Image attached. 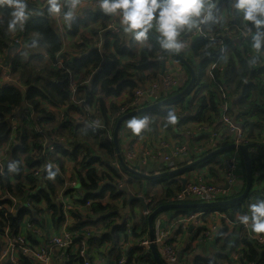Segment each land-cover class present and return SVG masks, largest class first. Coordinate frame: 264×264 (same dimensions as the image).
<instances>
[{
  "label": "trees",
  "instance_id": "1",
  "mask_svg": "<svg viewBox=\"0 0 264 264\" xmlns=\"http://www.w3.org/2000/svg\"><path fill=\"white\" fill-rule=\"evenodd\" d=\"M217 7L219 11H226L227 14L233 18L234 23L240 24V22L236 19L238 18V16L234 17L232 15L231 9L228 6V0H219L217 3ZM92 15L94 16V19L96 17H99L103 28L106 27L109 17L105 16L103 13H101V11H98L96 14ZM7 16L8 10L6 8H0V20L4 21L3 23H0V55H2L4 59H6L7 54H9L7 63L12 67L13 73L18 75L20 74L21 77H19L18 79L23 86H26V88L22 89L21 87L13 86V84L2 85L0 83V143H5L10 132L12 131L9 118L11 116L14 117L15 115H17L20 108L22 109L23 105L31 107L32 110L36 112L35 114L39 115L37 122L41 120V123L45 122L49 125L52 124V122H54L56 118L55 115H52L49 111H47L49 107L53 109L62 108L67 111L73 112L74 109H77L76 113L79 116V120H81V116L84 117V125L82 126V130L79 133L72 131L70 124L65 125L66 129H70L68 130V133L63 137L66 141L65 143L61 142V140L56 141V138L53 137L57 136V131L60 130V128L56 125H50V128H39L34 136H37L38 141H41V137H44V133H47L48 137H50L53 141L52 146L55 147V152H58L61 155H69V158H66L65 161L72 162L73 166H82L81 168L83 175H78L80 187L83 193L86 194V199H89L93 202L90 209L95 216L100 217L101 220L108 219L112 216L116 217L113 214L118 210L110 206H102L99 203L98 199L102 198L103 191L101 190L102 192H98V190L101 186L105 185L104 187L108 191H110L113 198L118 196H123L124 198L126 197V194L122 192V190H118L117 188V183L121 180V176L119 174L120 172L118 171L122 169L118 167V170H116V167L114 166V164H112V161L117 162L115 148L112 143V135L116 121L127 112L124 114H120L118 118L114 117L113 121H110V118L119 111V107L116 104L111 103L108 106V113V109L103 99L110 96L116 97L124 91H126L127 95L131 97L132 91L134 89H137L141 82L146 79L149 80L152 78H156L159 75V73L155 75L152 74V70L154 69V71L156 72L157 67L160 65L159 59H164L165 57H173L170 53H166L163 50L159 49L158 44L153 38H150L149 40L152 43L151 47L145 46L140 48L138 54L136 55L132 53L135 44V42L133 41H130L126 45L123 42H119L118 37L114 38L112 42L105 40L100 49L93 48V50H90L89 53L85 56L83 63L85 64V66H90L92 70L97 69L100 64H103V66L97 73L98 75L96 76V78L94 80H91L90 85L88 81V85L86 87H79V93L77 97L80 96L78 101H82V103L75 105L70 101L67 73L62 69H55L50 65L41 63L43 61V52L48 53L49 56L52 57L54 54L61 51V37L54 26L52 16L47 12L43 15L31 16L27 20L24 30L14 34L15 36H20L22 34L21 36L23 45H25V53L16 52V49H13L15 51L11 50L9 52V49L11 48V39L14 35L6 33L5 31ZM36 32L42 34L43 38L40 44L35 48L26 47L27 43L32 39L34 33ZM237 45L238 43L235 42V47H232L231 44L227 47V57H229V59L228 61L225 60L227 69L225 68L223 78L225 79V82L229 88V81H233V83L235 84L232 93L239 95L237 105H244L245 101H248L249 103L250 109L248 107L245 112L242 111L237 114L238 116L236 120L232 116L231 108L229 111V115L234 119L236 123L242 124L246 130L248 142L244 145L249 146L248 150L252 167L253 189V187L256 186L260 180L259 176L257 175L259 170H264V164H260L262 160L264 161V148L262 147L264 145L263 140H261L264 137V127H262L264 126V99H257L259 93L263 91L262 89H264V62H259V58L257 55L258 53L252 48V52H250L249 54H247L248 52H246L245 55L239 54L240 51L236 48ZM247 45H250L249 41L247 42ZM110 46H112L114 54L109 51ZM115 55H119L131 60L132 62L127 64V66H129L128 68H139L140 70L150 69V74L146 77L144 76L143 78L136 77L134 79H131L126 72L116 70L115 73L110 77V71L113 70L116 64ZM180 55L189 63V65L192 66L191 62L187 59L186 56H184L182 53H180ZM192 55L200 61V66H202L200 74H203L205 66L209 62L214 61L218 56V50H216L214 47H211L206 41H196L192 43ZM252 57H257L255 64L248 63V61ZM34 62H37L39 65H34ZM176 62L180 66H182L180 62ZM41 66H43L42 69L37 72L36 69L41 68ZM64 67L67 68L66 62L64 64ZM72 70L76 71L75 68H72ZM27 71H29L30 76L25 77ZM198 71L199 69L197 70V72ZM197 72L195 71V83L186 95H184L179 100L168 104V106H164V110H162L161 108L154 109L145 113L143 116L149 115L150 117H153V120L161 118L162 120L159 123V126L161 129L163 128L165 130L169 129L170 127L166 126L165 113L168 108L174 109L177 115H182L186 112V118H191L193 119L191 121L197 123L206 125L215 123L220 117V113L218 112V110H216L215 105L216 91L214 90L213 84H210L205 86V94H198L203 89V85L201 88L197 89L198 83L200 81ZM87 74H90V72H88ZM216 79L218 80L219 76H217ZM188 82L189 74L187 80L183 82L180 88L173 91L169 97L182 91L188 84ZM204 82L205 79H203V82L201 84H203ZM84 88H87V92L83 91ZM226 91H229L228 88ZM229 92L231 94V91ZM96 95L98 98H96ZM187 95L188 97L190 96L191 101L188 104H184ZM128 102L129 101H127L125 104H127ZM91 108L94 109V113L93 115H90V119L87 115V111L88 109L91 110ZM191 108L194 110H192ZM29 114L30 113L27 111L22 112V115L27 116V119L29 117ZM97 115L101 117L102 127H94L90 123L92 119L97 120ZM64 116V124L73 121V117H71L72 115H69V118L66 114H64ZM251 117H254L257 120L258 129L256 130H254L251 123H249V119ZM26 121L27 120H23V118L17 121L15 143L7 148L5 156L7 161L11 159L19 160L22 164L21 170L16 174H9L7 173V168H5L2 171V173L4 174L0 175V191L10 195L16 201L21 203H24L28 198L31 197L35 201L37 206L31 208V210L26 209L24 206L20 207L14 214H9L4 210H0V238L3 236L4 230L6 228H8L10 236H14L17 233L18 227L24 220V218H26L29 222L37 223L38 221L34 217L38 213L43 212L41 207H44L50 212L49 221L52 227H58L63 220L61 206L57 201V195L64 185V165L62 166V168H59L56 164L51 163L48 160H42L41 162H39L32 161L26 157L27 147L29 146L27 131H31L25 128ZM177 122L181 121L178 119ZM154 127L155 126L152 125V128L157 132V128ZM174 127H176V125ZM161 129H158V134L161 133ZM171 129L173 128L171 127ZM61 130L63 129L61 128ZM149 130L150 128H147L139 135L133 134L131 132V136L139 138L144 135V133L149 132ZM154 130L152 131L154 132ZM107 132L109 133V137L107 136ZM181 140H185V138H180V141ZM38 141V148L36 149V151L40 148V143ZM91 142L93 143L91 144L92 147L96 146L97 148L96 151L93 150L94 153H91L92 147H89V149L87 147L88 143ZM229 144H231L230 140H228L223 146ZM52 151V147L51 150H47V152H49L48 154L53 153ZM80 151H83V153H81ZM76 153L79 159L75 160L74 162L72 160H69L71 157L70 154H73L75 156ZM203 156H197L191 158V160L193 162L194 160ZM214 158L215 157L210 158L199 166L212 162ZM239 159L242 163L240 155ZM49 163L53 164V170L58 169L57 175L53 179H49L47 177V169L45 166ZM95 165H98L100 169H96ZM172 168L175 169L172 166L169 168H165V170H163L162 172L171 170ZM36 170L42 171L37 176L32 177L33 172ZM121 172L126 173L123 170ZM188 172L189 171L185 173ZM212 173L215 174L214 172ZM183 174L171 178H162L155 181H150L153 185L162 184L163 190V193L159 195L158 198L148 197L150 199V204L148 205L150 212L155 210L157 207L166 204L196 203L193 200H186L183 202L174 200V196L176 195V193L181 190V187H179L180 183L174 182V180H177ZM131 178L132 180H129L127 182V185H131L132 181L134 180L142 181V179L135 176H132ZM56 180H60V188L55 193L52 184ZM171 181H173L174 183H170ZM11 182H13L14 184L10 185ZM101 182L102 185L98 187L99 183ZM36 183L38 184V186L31 195L29 191H33V187L34 185L36 186ZM97 188L98 190H96ZM242 191L240 193H242ZM249 195L246 200L233 204L231 206L224 207L222 209H208L204 211L219 210L221 211V213H224L230 220H233L234 216L237 213L239 215L246 210V206L249 203ZM5 205L11 206L12 203L6 202ZM133 205L138 206L139 204L137 201L132 200L129 204L125 202L123 204V208H128V206L130 207ZM169 211L195 212L200 210L178 209ZM105 214H107L108 216L103 217V215ZM77 218L78 217L76 214H72L73 220ZM240 228H242V225L237 224L233 231L228 235H224L226 230H221L219 236L216 237L214 244H211L208 247L211 248L210 251H212L210 257L196 256L194 258L193 264H220V262L226 258V252L228 250L237 248H240L238 253L240 255V261L243 264H264V250L256 245L252 240L248 239L247 235L245 236L246 233L242 234ZM122 229H124V225L122 222L114 225H109L107 232L105 234H102L100 239L96 241L99 247L105 243L111 242L114 243L115 246H118L119 241H117V237L120 233L123 232ZM146 229L147 220L143 218L140 226L136 228V230L139 231L138 236L133 235V237L143 236L140 231H142L143 233ZM27 240L32 246L38 245L37 238L33 235H28ZM91 242H93V240H91ZM121 254L122 253H119L118 255L113 256L112 259L118 260ZM66 255H68V252H66ZM126 257L129 264H156L152 260L149 250H145L141 247L131 249L126 254ZM66 259L70 260L71 264H73L71 257ZM18 261L19 264H32V261L30 259L21 255L18 257ZM78 264H82V262L79 261Z\"/></svg>",
  "mask_w": 264,
  "mask_h": 264
},
{
  "label": "built area",
  "instance_id": "2",
  "mask_svg": "<svg viewBox=\"0 0 264 264\" xmlns=\"http://www.w3.org/2000/svg\"><path fill=\"white\" fill-rule=\"evenodd\" d=\"M218 1L219 0H217V3ZM87 2L91 4L93 0H87ZM30 4L41 8L46 4V0H30ZM88 8L94 12L100 11L97 7L90 6ZM220 12L225 13L223 22L204 26L202 31L199 32L193 31L190 35L185 37L186 48L181 52L187 59L190 57L195 60L196 58L192 55V43L196 41H206L211 47L218 50V56L215 60L209 62L205 66L203 70V79H205V81L208 80L209 84H213L214 86V90L216 91V110L220 113L219 119L215 123L209 125L197 123L194 126V131L188 130V132L185 129L182 130L184 127L178 128L175 134L177 136L185 134L186 139L173 144H170L164 138V135L160 133V139L153 144V148H151L150 144H146L144 139L131 136V130L123 124L118 135L121 134V138L128 141L129 145L122 150V157L129 167L142 173L150 167H155L157 174L165 170V168L172 167L178 160H180V164H177L179 167L188 164L192 162L191 158L206 155L225 145L228 140H230L231 144L235 145H244L248 142L244 126L236 123L229 115L232 97L230 92L226 91L225 79L223 78L226 68L225 59L228 55V45L231 44L232 47H235V42L240 41L244 43L248 40V37L241 24L234 23L233 18L230 17L226 11L222 10ZM52 19L61 37L66 33L67 28L65 29V26L59 19L53 16ZM106 28L111 33V37H108V41L112 42L114 38L119 36L120 30L115 24L111 23V21ZM21 35L12 36L11 44L12 42L20 44L22 41ZM93 48L100 49V42H94ZM222 49L223 51H221ZM109 51L114 54L112 46L109 47ZM257 55L259 62L263 63L264 52L258 53ZM42 56L43 62L46 65H50L55 69H62L67 73L69 86L70 83L77 85L75 88L69 89L70 101L74 103V98L77 97L79 93V87H82L84 83L80 82L79 77L76 79L69 69L64 67L65 62L70 60V56L61 51L54 54L52 57H50L48 53H43ZM116 57L117 55H115V58ZM173 61L175 60L171 57L159 59V62H163V65L164 63L166 64L163 71L156 78L146 79L141 82L138 88L132 91L131 97L124 91L116 97L110 96L104 98L103 100L107 109L111 103L117 105V102H119L118 104L122 105L119 111L110 118V121H113L114 117L118 118L120 114L129 112L128 110L130 109V111L137 110L143 106L167 99L173 91L180 88L183 84V81H181L182 76L176 74L177 72L173 68V65L169 63ZM167 63L169 64L167 65ZM0 69V83L2 85L13 84V86L23 87L19 79L14 78L12 67L8 63L5 65V59L2 55H0ZM124 69L132 78L136 76L143 78V74L147 71H149V73L145 75V77L150 74V69L137 70L128 67ZM114 73L115 71L113 74ZM217 76H219L218 80L216 79ZM204 91L203 88L200 94ZM96 98H98L97 95ZM118 98L119 100H116ZM127 101L129 102L125 104ZM80 103H82V101H78L76 105ZM22 112L25 111L19 110L17 115L9 118L12 131L5 143H0V172L6 168L8 162L5 158L7 148L15 143L17 121L21 118L27 120V116H23ZM90 112V115H93L94 109L91 108ZM183 115L186 116V112ZM95 120L96 119H92L91 124L94 127H102V124L100 126L98 124H93ZM45 124V122L41 123V127H46ZM107 136L109 137L108 132ZM60 140L63 143L66 142L64 138ZM214 159L216 160V164L208 163L197 169L194 168L187 173L183 189L181 188L174 196L175 201L183 202L186 200H193L197 203H211L230 200L240 194L244 187V183L243 185L240 184L238 174V164L240 163L238 151L234 150L229 153H223L216 156ZM95 168L98 170L100 169L98 165H95ZM41 171L42 170L34 171L32 177L37 176ZM79 174L83 175L81 167L73 166L72 162L65 161L63 171L64 185L57 195V201L61 206L63 215V220L58 227L54 228L50 225V212L44 207H41L43 212L38 213L34 217L38 221L37 223L29 222L24 218L14 236H10L8 228L4 230V234L0 238V264H19L18 257L20 255L30 259L32 264H71V261L66 259L69 257L72 258L73 264H78L79 261H81L82 264H95V260H99L102 256L101 250L106 246L114 244L112 242L105 243L102 245L104 246L102 248L101 246L99 247L96 242L100 239L102 234L107 232L109 225L117 224L119 220L113 216L101 220L100 217L92 213L90 208L93 202L86 199V194L81 190L80 181L78 179ZM120 176L121 180L117 183L118 190H121L124 185H127L123 175L120 174ZM13 184V182L10 183V185ZM100 185H102V182L99 183L98 187ZM104 186L105 185L101 186L99 190L98 188L96 189L98 192L101 190L103 191L102 198L98 199L102 206H110L120 211L124 209L123 204L125 202L129 204V197L127 195L125 198L123 196L113 198L110 191ZM127 186L129 187V185ZM262 191H264V189ZM33 192L34 190L29 191L31 195ZM131 196L142 198L145 209L136 206L131 208L129 214L126 216L122 217L121 215V222L124 225L122 233H125V237L123 238H127V241H123L122 243L127 245V252L137 247L149 250L150 241L148 235L139 237H133V235L138 236L139 231H137L136 228L140 226L142 219H147L151 213L148 208L150 199L143 194L137 193H131ZM261 196L264 197L263 192H261ZM6 202H11L12 205L7 206L5 205ZM23 206L31 210V208L37 205L31 197L24 203H21L10 195L0 191V210H4L9 214H14L18 208ZM72 214H76L78 218L73 220ZM107 216V214L103 215V217ZM236 218L237 217H234L233 220H230L219 210L162 212L154 219L153 243L164 264H193L195 252L200 248H206L207 251H210L211 248L208 247L214 244L221 230H226L224 235H228L233 231L235 226L239 224ZM190 227L192 229L189 232L188 230ZM242 228L245 230L247 238L264 250V238L252 234L251 231L243 225ZM28 235H33L37 238V246H32L28 242ZM91 240H93V242H91ZM184 240L185 247L182 248ZM239 250L240 248L228 250L226 252V258L221 261L220 264H243L240 261ZM66 252H68V255H66ZM120 253L122 254L118 260H113L110 255H107L104 264H129L123 251H120Z\"/></svg>",
  "mask_w": 264,
  "mask_h": 264
},
{
  "label": "clouds",
  "instance_id": "3",
  "mask_svg": "<svg viewBox=\"0 0 264 264\" xmlns=\"http://www.w3.org/2000/svg\"><path fill=\"white\" fill-rule=\"evenodd\" d=\"M90 6L99 8L101 13L112 18L131 41L147 44L150 38H154L159 49L173 55L185 50L186 36L193 31H202L209 24L222 23L225 15L218 10L217 0H93L91 4L87 0H46L45 4L47 13L69 29L80 12ZM228 6L232 15L239 17L250 47L257 53L264 52V0H228ZM0 8L8 10L5 31L10 34L23 31L34 11L30 0H0ZM42 38L41 33H34L26 47H37ZM256 60L257 57H252L248 63L255 64ZM143 115L128 120L126 127L133 134L139 135L149 127L150 118ZM165 116L166 126L177 123L174 109L168 108ZM21 167L19 160L11 159L6 165L7 173L16 174ZM45 167L47 177L53 179L58 169L53 170L51 163ZM236 219L252 234L264 238V197L258 196L250 201Z\"/></svg>",
  "mask_w": 264,
  "mask_h": 264
},
{
  "label": "crops",
  "instance_id": "4",
  "mask_svg": "<svg viewBox=\"0 0 264 264\" xmlns=\"http://www.w3.org/2000/svg\"><path fill=\"white\" fill-rule=\"evenodd\" d=\"M96 13L97 12L92 11L88 7L84 8L80 12V14L76 17V19L73 21L71 28L69 29V28L65 27V29L67 28V31H66V33H64V35L61 36L62 37L61 38V52H64V53H66V54H68L70 56V60L68 62H66L67 68L69 69L71 74L76 79H77V77H79L80 78V82L85 83V84H83L84 87H86L88 85V81H89V85H90L91 80H94L96 78V76L98 75L97 73L101 70V68L103 66V64H100L99 67H97V69L92 70L90 68V66H85V64L83 63V61L85 59V56L89 53L90 50H93V43L94 42L99 41L101 46H102L103 42L105 40H108V37H111V33L108 31V29H106L108 24L106 25L105 28H103L100 18L96 17L94 19V16L92 14H96ZM236 19H237V21L240 22L239 17L236 18ZM109 20L111 21V23L115 24V26H117L118 29H119V26L115 23V21L112 18L109 17ZM109 20H108V23L110 22ZM118 41L119 42H123V43H125L127 45L131 41V39H130V37H128L125 33H123L120 30V34L118 36ZM248 41H249V39L246 40L244 43H242L240 41H237L238 45H237L236 48L240 51L239 54H241V55L244 54L245 55L246 52H248L247 54L252 52V49H251L250 45H247ZM151 44L152 43L150 41L147 44L135 43L132 53L134 55H136V54H138L140 48L145 47V46L146 47H151ZM18 51H20V49H16V52H18ZM43 53H45V52H43ZM189 58L190 57H188V60L192 64V66L191 65L190 66L196 72L199 69L197 74H198V76L200 78V81L198 83L197 89L201 88L202 85H203V88L205 90V88H206L205 86L206 85H210V84H209L208 80H206L203 84H201L203 82V78H201V77H204L203 74H200V70L202 69V66H200L201 63H200V61L197 58L195 60H193L192 58H190V59ZM228 59H229V57H227L225 60L228 61ZM131 62H132L131 60L126 59L125 57L117 55L115 67L113 68V70L110 71V77L113 75V72L116 71V68L119 71L126 72V70L124 68L125 67H129V66H127V64H129ZM174 62L175 61L169 62V63L173 65V68L177 72L176 74L182 76V80L181 81L185 82L187 80V77H188V74H189L188 71L185 69V67L183 65L180 66L177 62H175V63ZM169 63H167V65ZM164 66H166L165 63H164V65L162 63H160V65L157 67V71L156 72L154 71V69L152 70V74H154V75L157 74V73L160 74L163 71ZM72 68H75L76 71H73ZM226 69H227V67H226ZM137 70H140V69L137 68ZM88 72H90V74H87ZM148 73H149V71L145 72L143 75L145 76ZM128 75L130 76V74H128ZM136 77L139 78V76H136ZM130 78L134 79L131 76H130ZM231 80H232V78H231ZM227 81H228V79H227ZM229 82H230V84H229L230 88L228 87L226 82H225V86H226V89L228 88V90L231 91V97L232 98H231V101H230V108H231L232 116L236 120L237 116H238L237 114H239L242 111L245 112L248 109V107H249V103H248V101H245L244 105L243 104L237 105L238 104L239 95H236V94L232 93L235 84L233 83V81H229ZM262 90L263 91H261L259 93V95L257 96V99H259V100L260 99H264V89H262ZM83 91L87 92V88H84ZM198 94H200V92ZM202 94H205V91ZM116 100H119V98L116 99ZM190 101H191V98H190V96L188 97V95H187L184 104H188ZM117 103H119V102H117ZM150 105H152V104H150ZM147 106H149V105H147ZM48 109H50V108H48ZM48 109H47V111H49ZM249 109H250V107H249ZM50 110L57 111V112H59V113H61L63 115L66 114L68 116V118H69V115L70 116L72 115L71 117H73V120H74L72 122H67L65 124L63 122L61 125H60V123L56 124V126H58L60 128V130L57 131V136H53V137L57 138V140L62 139L68 133V130H70L69 128L66 129L65 125H69L70 124L71 128H72V131H74L76 133H79L82 130V126L84 125V123H83V121L79 120V116L76 113L77 109H74V112L73 111H67L65 109H56V110H54L52 108ZM185 110H188V109H185ZM192 110H194V109H192ZM22 111H27V112L30 113L29 117H28V119L26 121V124H25V128L28 129V130H31L30 132L27 131V133H28V144H29L30 147L29 146L27 147L26 157L28 159L32 160V161H39V162H41L42 160L43 161L48 160L51 163L56 164L59 168H62V166L65 163L66 158H69V155H63V154L61 155L60 153L55 152L54 151L55 147L52 146V142L53 141L51 140L50 137H48L47 133H44V137H41V141L40 140L38 141V137L34 136V134H36V131L39 128H42L41 127V120L37 122L39 115L38 114L36 115L35 114L36 112L34 110H32L31 107H27L26 105H23ZM146 116H148L150 118V121H153V117H150L149 115H146ZM177 116H178V119L181 122H177L175 124L176 127H174L175 125H171L169 127V129L165 130L163 128L162 129L160 128L158 122L157 123L154 122L152 124L150 123L148 129L150 128L151 131L149 130V132L144 133V135L139 137V139H144L145 143L146 144H150L151 148H153V144L157 140L160 139L159 138V134L160 133L158 134V129H161L162 135H164V138L170 144L179 142L180 138L183 139V137L186 139L185 134L182 135L183 137L181 135H179L180 138H179V136H177L175 134V132L177 131L178 127H179V129L184 127L182 130L185 129L186 131H188V130L189 131H194L195 130L194 126L197 124V122L191 121V120H193L191 118L187 119L186 116H184L183 114L182 115H177ZM201 116H203V115H201ZM139 117H136V118H139ZM41 118H43V117H41ZM41 118H39V119H41ZM192 118H193V116H192ZM161 120L162 119L160 118V121ZM127 122L128 121H126L124 123L125 124L124 126L127 125ZM249 123H251V125H252L254 130L258 129L257 128V120L254 117H251L249 119ZM50 125H53V124H50ZM50 125L48 123L45 124V126L49 127V128H50ZM152 125L157 128V132H156V130H154L152 128ZM260 126H262V125H260ZM171 127L173 129H171ZM262 127H264V126H262ZM61 128L63 130H61ZM152 130H154V132ZM171 130H173V131H171ZM263 131H264V129H263ZM134 138H138V137L134 136ZM118 140H119V144L121 145L122 148H125L126 146L129 145L127 140H124V139L121 138V134L118 135ZM144 140H141V141H144ZM261 140L264 141V137ZM37 141L40 143V148L37 150L38 152L36 151V149L38 148ZM91 144H93V143L92 142L88 143V145H87L88 149H89V147L90 148L92 147ZM51 147L53 148V151H52L53 153L48 154L49 152H47V150H51ZM262 147L264 148V146H262ZM96 149H97L96 146L92 147V152L91 153H94L93 150L96 151ZM80 152L83 153V151H80ZM70 156L71 157H70L69 160H72L73 162L75 160L79 159L77 153H76L75 156L73 154H70ZM209 163L216 164V160L213 159L212 162H209ZM177 164H180V160H178L173 165V167L174 168H178L179 166H177ZM260 164H264V161L262 160ZM241 165H242V163L240 162L238 164V168H239L238 174H239V178H240V184L243 185V183H244V172H243V168L241 170ZM78 167H82V166H78ZM143 172L145 174H150V175L156 174V168L155 167H150V168L146 169ZM186 175H187V173L181 175L177 180H174V182H179L180 183L179 187H181L180 179L185 178ZM257 175L259 176V179H260L259 181L260 182H259V184H257L255 186L254 190L257 191V192H263L264 193V191H262L264 189V170L263 169H261V171L259 170ZM174 182L171 181L170 183H174ZM59 185H60V180H56L52 184V186L54 187L55 193L59 190V188H60ZM155 185L156 184L153 185L152 182H150V181H145V180L137 181L136 180V181H132L131 185H129V187H128V190H129V192L134 193V194L135 193L143 194L144 196L151 197L150 194L152 192H156L157 191L153 187ZM159 185L162 188V184H159ZM37 186H38V184L36 183V186L34 185L33 190H36ZM259 195H260V193H259ZM259 197H262V196L260 195ZM138 204L139 205L137 207L138 208H142V206H141V204L139 202H138ZM134 207H136V205H133V206H130V207L128 206V208H124V209H122L120 211H115L113 215H115L116 218L119 220L118 222H121V215H122V217L126 216L127 214H129V210L131 208H134ZM237 216H238V213L234 217H237ZM240 231H241L242 234L246 233L243 228H240ZM140 233L143 234V236L144 235H148L147 234V229L143 233H142V231H140ZM124 235H125V233H121L117 237V241H119L118 242V246H115V244L106 246L105 248H103L104 246H101L103 248L101 250L102 256L99 258V260L98 259L95 260V264H104L105 261H106V256L107 255H110L113 258V256L118 255L120 253V251H123V254L126 255L128 253L127 252V245H124L122 243L123 241H127V238H123V237H125ZM246 235L247 234H245V236ZM184 245H185V240L183 241L182 248L185 247ZM211 254H212V251H207L206 248L205 249L200 248L199 250H197L195 252V257L196 256H202V257H207L208 256V257H210Z\"/></svg>",
  "mask_w": 264,
  "mask_h": 264
},
{
  "label": "water",
  "instance_id": "5",
  "mask_svg": "<svg viewBox=\"0 0 264 264\" xmlns=\"http://www.w3.org/2000/svg\"><path fill=\"white\" fill-rule=\"evenodd\" d=\"M31 6L34 10L33 14L31 16L43 15L47 12L45 5L41 8L35 7L33 5H31ZM36 9H40L42 11H36ZM20 48H21V45L19 43L13 42L11 48L9 49V52L13 49H20ZM8 55L9 54H7L6 59H5V65H7V62H8ZM171 56L173 58H175L178 62H180L185 67V69L188 71L189 82L184 87V89L182 91H180L179 93H177V94H175V95H173L167 99H163L159 102H156L152 105L144 106V107L139 108L137 110L127 112L126 114L122 115L116 121L114 130H113V135H112V143H113L114 148H115L116 159H117V163L119 164V168H121L126 173H128L132 176H135L137 178H140L142 180L155 181L158 179L171 178V177L183 174V173L190 171V170L196 168L197 166L203 164L205 161L209 160L210 158L216 157V156L223 154L225 152L236 150V151H238V153L241 157V160H242L243 172H244V188H243L242 193L239 196H236V197H234L230 200H226V201H218V202H211V203H192V204H166V205L159 206L155 210H153L149 214V216L147 217L146 220H147V234H148V239L150 241L149 250H150L152 260L156 264H164L162 262V260L160 259L159 255L157 253L156 247L153 243V239H154L153 224H154V219L157 215H159L162 212L169 211V210H178V209L207 210V209H216V208L228 207V206H231L233 204H236V203H239L241 201L246 200L248 195L250 194V192L252 190V167H251V161H250L249 150H248L249 146L248 145L229 144V145L220 147V148L206 154L205 156L194 160L193 162H190L188 164H185V165L180 166V167L175 168V169H171V170H168L165 172L152 174V175L137 171V170L129 167L125 163V161L122 157V149H124V148L121 147V145L119 144V140H118V133H119V130H120L122 124L125 123L126 121H128L129 119L133 118V117L142 116L143 114H145L151 110L159 109L165 105H168L172 102L179 100L180 98H182L184 95H186L189 92L190 88L195 83V79H196L195 71L189 65V63L180 54H175V55L171 54ZM160 63L163 64V62H160ZM116 170H118V169L116 168ZM128 181L129 180H125V183ZM180 182H181V188L183 189L184 184H185V180L180 179ZM121 190H122V192H124L129 197L128 203H130L132 200L137 201L141 204L142 208L145 209V205H143L142 198H135V197L131 196V193L129 192L127 185H124ZM191 229L192 228L190 227L188 231L190 232Z\"/></svg>",
  "mask_w": 264,
  "mask_h": 264
},
{
  "label": "rangeland",
  "instance_id": "6",
  "mask_svg": "<svg viewBox=\"0 0 264 264\" xmlns=\"http://www.w3.org/2000/svg\"><path fill=\"white\" fill-rule=\"evenodd\" d=\"M13 43V42H12ZM21 48H20V51H18V52H21V53H25L24 51H25V45H23V42L21 41ZM11 46H12V44H11ZM13 51H15V50H13ZM42 55H43V53H42ZM11 57H12V55H11ZM42 64H45L43 61L41 62ZM33 64V63H32ZM36 64H38L37 62H34V65H36ZM33 65V66H34ZM39 65V64H38ZM42 67L43 66H41V68H37L36 69V71L38 72L40 69H42ZM13 75H14V78L16 79V78H19V77H21L20 76V74L18 75V74H15V73H13ZM23 76V75H22ZM28 76H30V73H29V71H27V73H26V76L25 77H28ZM22 79V78H21ZM85 84V83H84ZM77 85H73V84H71L70 83V86H69V89H73V88H75ZM22 89L23 88H26V86H23V87H21ZM79 98H80V96L79 97H75L74 98V103L73 104H75L76 105V103L78 102V100H79ZM115 106V105H114ZM117 106L120 108L122 105H120V104H118L117 103ZM166 106H168V105H165V107ZM165 107L163 106V107H161V109L162 110H164L165 109ZM50 109H52L51 107H49ZM49 109V112H50V114H52V115H55L56 116V118H55V120H54V122H52V124L53 125H56V124H62L63 122H64V119H65V116L63 115V114H61V113H59V112H57V111H53V110H50ZM20 110H22L21 108H20ZM92 112V111H91ZM91 112H90V109H88V111H87V115H88V117L91 119V117H90V114H91ZM84 120V117L83 116H81V121H83ZM74 121V120H73ZM154 121L157 123H160L161 121H160V119H154L153 121H150V123L152 124V123H154ZM91 123V122H90ZM101 123H102V121H101V117L99 116V115H97V120L95 121V123L93 122V124H98L99 126L101 125ZM149 123V124H150ZM92 125V124H91ZM229 152H231V151H229ZM229 152H225V153H229ZM112 164H114V166L116 167V168H118L119 166H118V164H117V162H114V161H112ZM117 164V165H116ZM200 167V166H199ZM198 167H196L195 169H197ZM241 168H242V165H241ZM122 170H119L118 172H120L119 174H122L123 175V177L126 179V180H132V176L131 175H128V173H122L121 172ZM134 179V178H133ZM184 180H185V178H183ZM134 181H136V180H134ZM138 181V180H137ZM260 182V181H259ZM259 182H258V184H259ZM157 191L156 192H152L150 195H151V197H154V198H158L159 197V195H161L162 193H163V190H162V188H161V186L159 185V184H156L155 186H153ZM262 187V186H261ZM255 189V186L253 187V189L251 190V192H250V195H249V202L250 201H253L258 195H259V193H260V195H261V192H257V191H255L254 190ZM259 195V196H260ZM197 203V202H196Z\"/></svg>",
  "mask_w": 264,
  "mask_h": 264
}]
</instances>
